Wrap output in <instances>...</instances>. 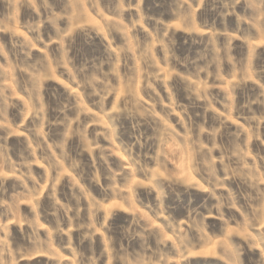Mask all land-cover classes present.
I'll use <instances>...</instances> for the list:
<instances>
[{
  "label": "rangeland",
  "instance_id": "1",
  "mask_svg": "<svg viewBox=\"0 0 264 264\" xmlns=\"http://www.w3.org/2000/svg\"><path fill=\"white\" fill-rule=\"evenodd\" d=\"M0 264H264V0H0Z\"/></svg>",
  "mask_w": 264,
  "mask_h": 264
},
{
  "label": "trees",
  "instance_id": "2",
  "mask_svg": "<svg viewBox=\"0 0 264 264\" xmlns=\"http://www.w3.org/2000/svg\"><path fill=\"white\" fill-rule=\"evenodd\" d=\"M218 26H220V25H218Z\"/></svg>",
  "mask_w": 264,
  "mask_h": 264
}]
</instances>
